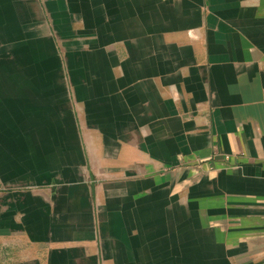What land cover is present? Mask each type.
Listing matches in <instances>:
<instances>
[{
    "label": "crops",
    "instance_id": "obj_1",
    "mask_svg": "<svg viewBox=\"0 0 264 264\" xmlns=\"http://www.w3.org/2000/svg\"><path fill=\"white\" fill-rule=\"evenodd\" d=\"M0 264H264V0H0Z\"/></svg>",
    "mask_w": 264,
    "mask_h": 264
}]
</instances>
